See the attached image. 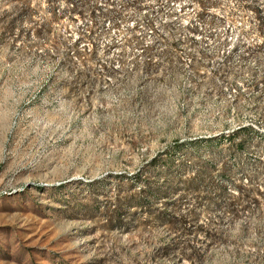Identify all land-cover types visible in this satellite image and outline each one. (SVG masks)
I'll list each match as a JSON object with an SVG mask.
<instances>
[{
  "label": "rangeland",
  "instance_id": "1",
  "mask_svg": "<svg viewBox=\"0 0 264 264\" xmlns=\"http://www.w3.org/2000/svg\"><path fill=\"white\" fill-rule=\"evenodd\" d=\"M0 264H264V0H0Z\"/></svg>",
  "mask_w": 264,
  "mask_h": 264
}]
</instances>
